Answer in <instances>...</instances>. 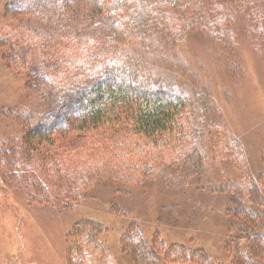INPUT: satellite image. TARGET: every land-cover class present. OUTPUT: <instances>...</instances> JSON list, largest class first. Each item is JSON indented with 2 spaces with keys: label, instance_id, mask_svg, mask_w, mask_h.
<instances>
[{
  "label": "rangeland",
  "instance_id": "obj_1",
  "mask_svg": "<svg viewBox=\"0 0 264 264\" xmlns=\"http://www.w3.org/2000/svg\"><path fill=\"white\" fill-rule=\"evenodd\" d=\"M12 1L0 0V41L9 39V48H15L24 58L11 59L8 44L0 45V159L8 173L18 176L19 169L13 168L15 159L23 169L33 167L34 172L38 171L39 159L24 161L13 155L11 160L8 149L23 144L32 121L45 120L42 117L48 113V106L57 108L39 86L50 84L44 71L41 75L45 78L36 83L30 84L28 75L40 74L36 72L37 60L44 51L54 57L63 47L73 48L76 44L75 53L83 41L75 35L76 27L58 23L59 16L51 14V8L43 0L29 2L25 6L27 11L17 8ZM66 3L67 19H70L76 15L78 5L74 1ZM85 6L80 5L81 18L86 17ZM26 21L37 27L35 34L26 35ZM249 22L238 19L236 30L223 39L226 43L218 42L219 34L197 29L176 44L158 40L155 48L143 54L151 62L149 66L161 73L157 77L196 92L199 100L208 102L205 103L208 112L219 119L221 116L220 152L231 158L224 157L222 166H215V170L213 167L208 174L212 178L201 177L197 182L182 172L184 167L178 171L173 167L169 175L155 178L126 165L121 172L118 167L105 171L96 158L106 154V144L115 162L134 165L141 159L128 158L115 142L107 141L106 134H100L101 129L51 133L43 142L38 139L32 144L42 152L40 159L60 156L55 165L49 161L52 169L42 166L44 174H51L50 182L60 185L51 184L53 195L47 201L39 197L34 200L25 194L30 191L39 196V192L47 190L46 183L37 188L26 185L39 181L40 172L26 182V172L21 171L22 181L18 176L20 182L13 183L12 191L0 178V264H147L141 257L150 249L160 256V261L154 260L152 264H236L246 242L242 232L238 234L239 221H233L225 212L229 207L219 190L222 184L244 176L240 165L233 162L231 140L237 138L245 148L249 173L263 182L264 192V37L259 39L256 32L250 33ZM61 56L71 58L68 53ZM64 114L66 119L69 113ZM49 119L47 122L53 118ZM226 133L233 138L227 139ZM129 138L142 142L137 135ZM93 149L99 150L96 156ZM73 152L79 153L84 163L78 162ZM30 153L37 156L27 151ZM85 168V177L80 179ZM88 183L91 185L84 188L85 197L79 202L57 194L61 189L73 192L74 186L81 189ZM208 184L217 187L216 193L207 190ZM254 208L264 214V204ZM87 222L95 224L98 230H93ZM262 225L264 231V220ZM130 231L148 246L138 256L134 246L128 247L131 243L126 235Z\"/></svg>",
  "mask_w": 264,
  "mask_h": 264
},
{
  "label": "trees",
  "instance_id": "obj_2",
  "mask_svg": "<svg viewBox=\"0 0 264 264\" xmlns=\"http://www.w3.org/2000/svg\"><path fill=\"white\" fill-rule=\"evenodd\" d=\"M43 1L46 7L51 8V14L59 16L58 23L76 27L75 35L83 42L81 50H76L78 52L75 53L76 44L73 48L63 47L54 57H49L44 51L37 60L38 63L36 62L38 65L36 72L40 74L28 75L30 84L47 77L49 86L46 87V84L39 86L44 89L45 95L47 93L50 96L49 99L55 101L57 108L48 106V113H44L42 117L45 120L32 121V127L28 128L23 137V144L8 149L11 152L8 154L11 160L13 155L24 161L39 159L41 171L38 167L36 172L33 171V167L30 170L23 169L19 161L14 160L13 168L19 169L16 171L21 181L23 170L26 172L25 180L38 172L41 173L37 177L39 181L27 183V186L37 188L45 183L48 186L45 192L43 190L39 192L41 193L39 196L30 191L25 193L26 195L34 200L42 198L44 201L53 195L50 182L53 178L51 174H44L42 170L46 166L52 169L48 164H57L60 156L40 159L42 152L35 145L32 147V144L37 143L38 139L39 141L47 139L51 133L60 131L103 130L100 134H106L107 141L115 142L126 152L128 158L134 156L141 159L138 164L133 161L134 165L128 162L122 164L120 160L115 162L111 157L112 151L106 144L108 150L106 154L96 158L104 166L103 169L113 171L118 167L121 172L126 165L134 171L140 170L139 172L148 178L169 175L171 168L175 167L178 171L184 167L182 172L188 177L193 176V180L197 179L198 182L201 177L212 178L208 174L213 167L215 170V166H222L224 157L231 158V155H223L220 152L218 129L222 127L221 116L219 119L216 114L208 112V105L205 104L208 102L199 100L196 92L191 90L189 92L175 82L157 77L159 72L149 66L151 62L143 54L149 48H155L159 44L158 40L165 42L171 40L170 42L176 44L183 42L189 32L197 29L219 34L216 35V39H220L218 42L226 43L223 39L236 30L237 21L242 18L244 23L250 21L249 27L252 30L250 29L249 32H256L255 36L260 39L264 37V0ZM68 1H74L79 7L76 15H72L70 19H67L66 14ZM29 2L32 0H14L11 3L22 11H27L28 8L25 6H29ZM80 5H86V17H79ZM32 24L33 22L26 21V35L35 34L37 27H32ZM222 35L225 37L222 38ZM6 43L9 56L10 51L12 52L11 59L24 58L19 56L15 48H9V39H1V46ZM63 53H68L71 58L62 57ZM54 59L57 60L52 62ZM42 71L45 76L41 75ZM65 112L69 114L63 119ZM49 118H53L51 122H47ZM113 119L115 122H110ZM186 122L188 125H185ZM223 128L228 131L224 123ZM132 135L141 137L142 142L136 138H129ZM226 138L230 140L233 136L226 133ZM235 140H231L234 145L233 162L240 165L239 168L244 176L229 184H222L219 190L223 195L221 198L229 207L225 212L233 221H239L236 223L240 226L238 234L242 232L246 242L236 264H264V231H262L264 214L254 208L256 205L264 204L263 182L261 184L249 173L248 154L241 146V142ZM170 149L172 151H169ZM27 151H32L37 156L27 154ZM98 151L93 149L92 154L95 155ZM1 152L7 156V152L4 150ZM73 153L78 162L84 163L85 160L79 153ZM4 165L5 162L0 159V178L3 180L2 184L12 191L13 183H19L20 180L18 176H12V172L8 173ZM85 172L86 168L83 169L80 179L85 177ZM86 177L89 178H86L89 182L90 176ZM209 183H212V180ZM90 185L88 183L81 189L79 186H74L73 192H65L61 189L57 194L79 202L85 197L84 188ZM52 186L60 185L53 183ZM20 188L23 190L22 187ZM216 189L217 187L212 188L211 184L207 186V190L213 193H216ZM87 224L93 230H98L95 224L89 222ZM126 239L131 243V246L128 245L130 249L134 246V253L137 256L139 251L148 248L141 237L132 234L131 231L126 235ZM146 252L148 258L147 254L145 257L139 256L142 261L145 259L147 264H152L154 260L160 261V256L155 250L150 249ZM149 259L153 260L149 262Z\"/></svg>",
  "mask_w": 264,
  "mask_h": 264
}]
</instances>
